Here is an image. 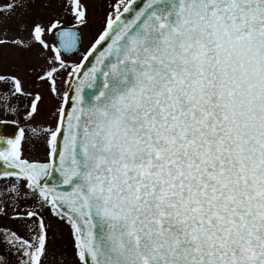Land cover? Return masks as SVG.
<instances>
[{
	"label": "snow or ice",
	"instance_id": "snow-or-ice-1",
	"mask_svg": "<svg viewBox=\"0 0 264 264\" xmlns=\"http://www.w3.org/2000/svg\"><path fill=\"white\" fill-rule=\"evenodd\" d=\"M108 7L82 50L84 0H0V59L13 50L58 102L37 123L44 92L0 71L6 110L28 100L27 128L0 137V215L31 229L9 241L45 264L47 212L71 238L53 264H264V0Z\"/></svg>",
	"mask_w": 264,
	"mask_h": 264
},
{
	"label": "flooded vegetation",
	"instance_id": "flooded-vegetation-1",
	"mask_svg": "<svg viewBox=\"0 0 264 264\" xmlns=\"http://www.w3.org/2000/svg\"><path fill=\"white\" fill-rule=\"evenodd\" d=\"M19 69H21L25 73V77H24L25 79L27 76L30 77L31 74L25 71L23 64L12 63L10 71H17L19 73L18 71ZM32 81L28 82L29 89L32 91H36L37 90L36 86L32 84ZM6 91H8L7 86H0V93H4ZM21 101L24 102V105H20ZM11 103L18 108V114H14L7 111L3 103H0V137L6 139L15 138L19 133V128L21 127L27 128L22 113L25 112V105L28 103V100L24 98L16 100L15 98H13ZM57 106H58V102H57ZM54 123L55 121L53 120V122L50 124L54 126ZM39 144L40 143L37 142L35 139H33L29 143H26L24 145V155L30 160L41 161L42 155L41 152L39 154L38 151L40 147ZM45 155H46V149H45ZM3 183L4 181H0V187H2ZM8 211L10 217L8 220H4V223L10 224V228L8 230L0 229V264H24V262L27 260V257L24 255V250L18 247L16 244L11 243L9 241L7 233L9 232V230H11L16 232L21 237L30 238L31 229L25 223L14 222V220L12 219V215H13L12 209L9 208ZM45 216L47 219H49L50 221H52L54 224L57 225V231L55 233H52L50 231L49 233V236L51 238L49 243L50 254H49V258L45 261V264H53L52 253H55L57 261H61V260L71 261L72 251L69 252L63 249V240L59 238L61 237V235H59L58 233V230L63 232L61 225L63 224V226H66V224H64L63 222H57L56 218L51 217L50 214L47 212L45 213ZM61 242H62V246L60 247ZM57 247L59 248V250H57ZM62 253L64 254V256H61Z\"/></svg>",
	"mask_w": 264,
	"mask_h": 264
},
{
	"label": "rangeland",
	"instance_id": "rangeland-1",
	"mask_svg": "<svg viewBox=\"0 0 264 264\" xmlns=\"http://www.w3.org/2000/svg\"><path fill=\"white\" fill-rule=\"evenodd\" d=\"M84 2L87 4V7H88L89 24L80 30L81 37L83 40L82 50L86 49L90 45L93 38L97 35V33L103 27V19L111 11L108 5L114 2V0H84ZM38 7L39 5H37V9ZM56 11L61 12L62 9L57 8ZM70 21H71V18L69 17V23L66 24V26H70ZM79 59L80 57L78 55L74 57L75 61H78ZM69 62L71 63L73 61H69ZM12 63L23 64L19 59H17L13 50H5V55L2 57V59H0L1 71H10ZM40 63H42V61H39L35 57L34 54H28V64H30V67H38ZM18 71H19L18 74H20L25 81L30 82L34 79V75H30V77L27 76L25 79L24 78L25 73L21 69H19ZM37 90H41V89H37ZM41 91L44 92V100L41 106L40 114L36 117V122L39 124H43V125H51L50 123H52L54 120L52 113L57 106V101L51 97V95L47 92L46 89H42ZM20 105H24V102L21 101ZM22 115H24V113H22ZM39 145L40 147L38 151H39V154L41 152V155H42L41 161H43L45 159V148H44V145H42L41 143ZM9 217L10 215H6V216L0 215V229L1 230L2 229L8 230L10 228V224L4 223V220H8ZM61 226H62L63 232L58 230L59 235H61V237L59 238L63 240V249L65 251L70 252L72 251L71 250V239H70V234H69L70 230L67 225L63 226L62 224ZM61 246H62V242H61L60 247ZM57 250H59L58 247H57Z\"/></svg>",
	"mask_w": 264,
	"mask_h": 264
}]
</instances>
